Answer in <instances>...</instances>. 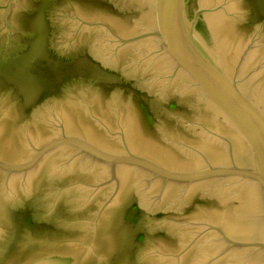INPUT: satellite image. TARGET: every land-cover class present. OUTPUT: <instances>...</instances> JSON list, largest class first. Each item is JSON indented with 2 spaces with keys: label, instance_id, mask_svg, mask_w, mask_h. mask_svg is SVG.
Masks as SVG:
<instances>
[{
  "label": "water",
  "instance_id": "1",
  "mask_svg": "<svg viewBox=\"0 0 264 264\" xmlns=\"http://www.w3.org/2000/svg\"><path fill=\"white\" fill-rule=\"evenodd\" d=\"M0 264H264V0H0Z\"/></svg>",
  "mask_w": 264,
  "mask_h": 264
}]
</instances>
